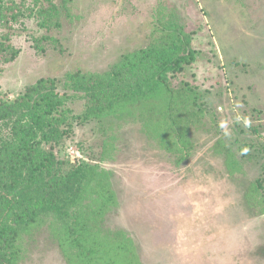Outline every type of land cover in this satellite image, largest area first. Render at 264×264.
Returning <instances> with one entry per match:
<instances>
[{
  "label": "rangeland",
  "instance_id": "1",
  "mask_svg": "<svg viewBox=\"0 0 264 264\" xmlns=\"http://www.w3.org/2000/svg\"><path fill=\"white\" fill-rule=\"evenodd\" d=\"M159 3L194 29L198 52L188 78L207 94L219 131L241 159L228 168L213 153L214 132L200 130L192 132L191 155L177 160L128 123L106 151L89 123L55 152L112 172L116 201L105 225L130 234L143 264H264V197H244L256 178L264 187V0H72L66 10L78 17L64 21L56 43L41 42L43 53L33 46L41 32L27 21L2 37L19 53L0 67V97L66 70L103 71L150 41ZM83 100L77 95L65 106L78 114ZM22 247L18 264H65L46 231Z\"/></svg>",
  "mask_w": 264,
  "mask_h": 264
},
{
  "label": "trees",
  "instance_id": "2",
  "mask_svg": "<svg viewBox=\"0 0 264 264\" xmlns=\"http://www.w3.org/2000/svg\"><path fill=\"white\" fill-rule=\"evenodd\" d=\"M71 1L0 0V67L19 53L5 43L6 33L27 21L30 31L41 32L33 46L43 53L41 42L56 43L54 33L75 17L66 10ZM157 5L150 41L103 71L66 70L37 78L14 98L0 97V264H18L23 243L43 231L65 264H143L130 234L105 225L116 201L112 172L55 152L79 126L93 123L96 145L106 151L125 135L126 123L137 125L148 141L182 161L195 147L192 132L211 130L213 153L224 155L228 168L241 159L219 131L207 94L188 78L198 52L191 45L194 29L172 8L167 13ZM77 95L84 100L74 114L65 103ZM244 154L250 158L248 149ZM245 191V198L264 197L262 178Z\"/></svg>",
  "mask_w": 264,
  "mask_h": 264
}]
</instances>
